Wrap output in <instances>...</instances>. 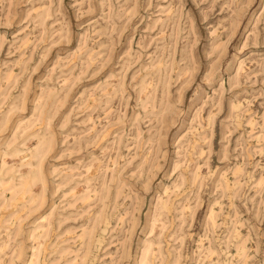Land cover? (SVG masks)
<instances>
[{"label": "rangeland", "instance_id": "obj_1", "mask_svg": "<svg viewBox=\"0 0 264 264\" xmlns=\"http://www.w3.org/2000/svg\"><path fill=\"white\" fill-rule=\"evenodd\" d=\"M0 264H264V0H0Z\"/></svg>", "mask_w": 264, "mask_h": 264}]
</instances>
